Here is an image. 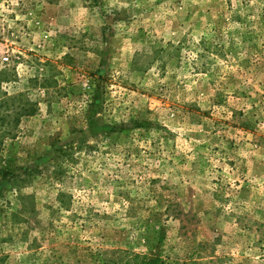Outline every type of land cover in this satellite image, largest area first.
I'll list each match as a JSON object with an SVG mask.
<instances>
[{
    "label": "rangeland",
    "instance_id": "374dc122",
    "mask_svg": "<svg viewBox=\"0 0 264 264\" xmlns=\"http://www.w3.org/2000/svg\"><path fill=\"white\" fill-rule=\"evenodd\" d=\"M0 264H264V0H0Z\"/></svg>",
    "mask_w": 264,
    "mask_h": 264
},
{
    "label": "built area",
    "instance_id": "2783aa9c",
    "mask_svg": "<svg viewBox=\"0 0 264 264\" xmlns=\"http://www.w3.org/2000/svg\"><path fill=\"white\" fill-rule=\"evenodd\" d=\"M4 60H5V61H8V60H9V58H8V57H5V58H4Z\"/></svg>",
    "mask_w": 264,
    "mask_h": 264
}]
</instances>
